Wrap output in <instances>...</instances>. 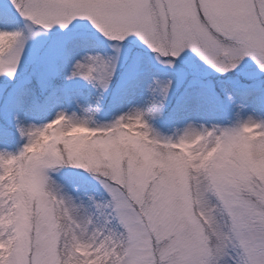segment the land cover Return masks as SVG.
I'll return each mask as SVG.
<instances>
[{
    "label": "snow or ice",
    "instance_id": "snow-or-ice-1",
    "mask_svg": "<svg viewBox=\"0 0 264 264\" xmlns=\"http://www.w3.org/2000/svg\"><path fill=\"white\" fill-rule=\"evenodd\" d=\"M29 25L67 28L86 19L104 38L137 37L165 62L190 49L223 75L245 59L264 72V0H10ZM0 8V75L15 76L22 31L8 30ZM28 27V25H26ZM30 35H35L28 27ZM103 75L97 76V72ZM110 66L99 56L77 61L71 77L105 88ZM168 91L161 88V96ZM242 107V106H239ZM132 110L103 127L60 113L63 131L92 134L45 144L48 122L23 126L15 151L0 146V264H264V120L196 130L175 140L155 135ZM139 123L135 143L122 125ZM245 129H252L253 136ZM203 137L186 155L176 145ZM40 145L39 152L26 149ZM216 148L212 156L211 149ZM53 152L56 155H53ZM69 154H74L69 159ZM83 169L100 181L104 203L74 198L50 171ZM31 181L39 195L11 191Z\"/></svg>",
    "mask_w": 264,
    "mask_h": 264
},
{
    "label": "rangeland",
    "instance_id": "rangeland-1",
    "mask_svg": "<svg viewBox=\"0 0 264 264\" xmlns=\"http://www.w3.org/2000/svg\"><path fill=\"white\" fill-rule=\"evenodd\" d=\"M0 8L9 18L8 30L25 37L15 76L0 75V146L9 151L24 143L16 132L17 118L23 126H41L64 113L86 120L89 127H103L132 110L147 112L156 105L145 119L155 135L173 140L189 125L201 130L264 120V72L249 59L221 75L190 49L169 63L134 35L122 42L104 38L86 19L44 30L15 13L10 0H0ZM88 56L110 66L105 88L71 77L74 64ZM165 84L168 91L161 96ZM49 176L74 198L91 196L95 203L108 198L101 182L83 169L60 167Z\"/></svg>",
    "mask_w": 264,
    "mask_h": 264
},
{
    "label": "clouds",
    "instance_id": "clouds-1",
    "mask_svg": "<svg viewBox=\"0 0 264 264\" xmlns=\"http://www.w3.org/2000/svg\"><path fill=\"white\" fill-rule=\"evenodd\" d=\"M7 37L4 35H0V50H3V48L6 46ZM64 119L63 117H55L51 123L47 126L48 132L51 133L50 135H46L44 137V143L45 144H56L59 145L64 140H68L71 143H76L79 140H82L85 137L90 136L92 133L84 128H81L79 126H75L72 129H70L67 133H65L63 129ZM192 126V125H191ZM126 129L127 133H131L130 136H125L121 138V142H128V143H135V138L141 137L143 134L135 131L137 128L143 127V125L139 123H135L132 125H122ZM193 127V126H192ZM194 128V127H193ZM246 132L250 133L253 136H258V133H255L252 129H245ZM203 137L197 136L194 140L191 142H182L180 145H176L175 147H178L181 152H183L186 155L191 154V150L196 148L198 145H200L201 140ZM41 149L40 145H34L31 148L26 149L27 152L35 153L39 152ZM216 148L211 149L209 151L208 156H212L216 152ZM53 155L55 156L56 153L53 152ZM74 154H69V159H73ZM2 179V178H0ZM11 191H20V192H27L29 195L32 196H38L39 192L36 188V186L31 181H22L19 185H13L10 189ZM90 199H92L91 196H89Z\"/></svg>",
    "mask_w": 264,
    "mask_h": 264
}]
</instances>
